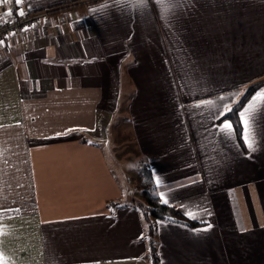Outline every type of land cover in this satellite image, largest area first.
<instances>
[{"label": "crops", "instance_id": "1", "mask_svg": "<svg viewBox=\"0 0 264 264\" xmlns=\"http://www.w3.org/2000/svg\"><path fill=\"white\" fill-rule=\"evenodd\" d=\"M78 1L22 0L44 16L0 46V264H148L118 113L161 201L204 224L157 221L159 264H264V85L245 151L219 122L264 81V0Z\"/></svg>", "mask_w": 264, "mask_h": 264}, {"label": "trees", "instance_id": "2", "mask_svg": "<svg viewBox=\"0 0 264 264\" xmlns=\"http://www.w3.org/2000/svg\"><path fill=\"white\" fill-rule=\"evenodd\" d=\"M71 2L72 1H69L58 6H63ZM78 2H81V0ZM97 2V0H94L85 4H80V7L89 3L95 4ZM56 7L57 6L51 8L53 9ZM263 85L264 81L247 87L240 99L219 120V122L228 121L231 123L237 143L243 151H245V148L242 139V126L238 114L250 97L260 90ZM82 142L85 143L86 141L82 140ZM133 170L136 174V178L135 184L129 189L131 199L128 200V203L136 209L143 223L142 240L146 246L145 260L148 264H159L157 241L155 238L157 221L180 224L187 228H199L204 226V224L188 219L175 208V206L161 201L154 184L150 166L146 159H140L138 162H135ZM136 196H138L139 199H136ZM107 204L108 207L119 205V203L116 202Z\"/></svg>", "mask_w": 264, "mask_h": 264}, {"label": "rangeland", "instance_id": "3", "mask_svg": "<svg viewBox=\"0 0 264 264\" xmlns=\"http://www.w3.org/2000/svg\"><path fill=\"white\" fill-rule=\"evenodd\" d=\"M121 116L122 113L116 114L109 136L115 148L116 157L122 164L124 176L127 178L123 189V198L125 200L126 196H128L127 200H130L131 194L130 191H128V187L131 188L133 184H135L136 174L133 167L134 163L139 159V153L129 134L131 132L129 131L128 125H126L125 121H123V124L121 123ZM114 138H116V141ZM136 199H139L138 196H136Z\"/></svg>", "mask_w": 264, "mask_h": 264}, {"label": "built area", "instance_id": "4", "mask_svg": "<svg viewBox=\"0 0 264 264\" xmlns=\"http://www.w3.org/2000/svg\"><path fill=\"white\" fill-rule=\"evenodd\" d=\"M8 9L0 20V46L5 44L6 36L16 29H31L39 23L44 13H28L15 0H7ZM4 0H0V5ZM18 13H23L22 15Z\"/></svg>", "mask_w": 264, "mask_h": 264}, {"label": "snow or ice", "instance_id": "5", "mask_svg": "<svg viewBox=\"0 0 264 264\" xmlns=\"http://www.w3.org/2000/svg\"><path fill=\"white\" fill-rule=\"evenodd\" d=\"M5 2H6V0H5ZM15 2H16L17 5H19V4L22 3V0H15ZM140 2L143 3L144 0H140ZM18 14L22 15L23 13H18ZM219 115H223V114H218V116H219ZM221 127H222V128H230V124H228L227 122H225ZM245 142L248 143L247 140H246ZM209 227H210V226H209Z\"/></svg>", "mask_w": 264, "mask_h": 264}]
</instances>
